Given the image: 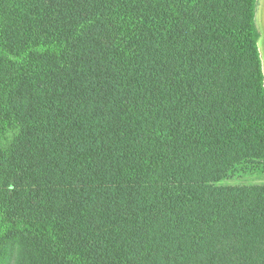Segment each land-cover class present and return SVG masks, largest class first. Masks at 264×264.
Masks as SVG:
<instances>
[{
    "label": "trees",
    "instance_id": "1",
    "mask_svg": "<svg viewBox=\"0 0 264 264\" xmlns=\"http://www.w3.org/2000/svg\"><path fill=\"white\" fill-rule=\"evenodd\" d=\"M257 2L0 0V264H264Z\"/></svg>",
    "mask_w": 264,
    "mask_h": 264
},
{
    "label": "rangeland",
    "instance_id": "2",
    "mask_svg": "<svg viewBox=\"0 0 264 264\" xmlns=\"http://www.w3.org/2000/svg\"><path fill=\"white\" fill-rule=\"evenodd\" d=\"M256 28L259 32L258 49L260 53L262 70L264 75V0H258L256 7ZM244 171V170H243ZM236 172L223 182L229 187H244L253 185H264V168L249 169L243 172ZM8 256V253H7ZM10 264H14V255Z\"/></svg>",
    "mask_w": 264,
    "mask_h": 264
}]
</instances>
